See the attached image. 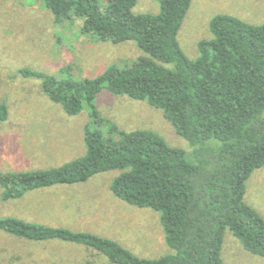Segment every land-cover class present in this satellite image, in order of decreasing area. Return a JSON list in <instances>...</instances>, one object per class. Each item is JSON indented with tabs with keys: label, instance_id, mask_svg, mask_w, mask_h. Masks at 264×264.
<instances>
[{
	"label": "trees",
	"instance_id": "16d2710c",
	"mask_svg": "<svg viewBox=\"0 0 264 264\" xmlns=\"http://www.w3.org/2000/svg\"><path fill=\"white\" fill-rule=\"evenodd\" d=\"M42 1L57 22L77 18L96 39L131 40L147 56L111 64L92 78L20 69L39 77L68 114L89 107L97 126L85 128L82 156L48 169L0 174L3 198L118 170L112 192L158 211L173 251L143 258L90 231L12 216L0 218V230L35 241L82 244L115 264H225L222 245L231 230L245 249L264 256V217L245 200L246 181L264 166V22L218 14L210 23L212 38L200 41V56L190 59L178 34L192 0H159L158 13H134L137 0ZM104 88L161 109L193 147L190 154L152 130L128 132L112 124L106 134L107 121L95 102ZM6 117L7 106L0 103V118Z\"/></svg>",
	"mask_w": 264,
	"mask_h": 264
},
{
	"label": "rangeland",
	"instance_id": "374dc122",
	"mask_svg": "<svg viewBox=\"0 0 264 264\" xmlns=\"http://www.w3.org/2000/svg\"><path fill=\"white\" fill-rule=\"evenodd\" d=\"M133 11L158 13L160 2L137 0ZM218 14L261 24L264 0H192L178 34L190 59L200 56V41L212 38L210 23ZM145 56L134 41H101L85 33L77 18L57 22L42 0H0V103L7 106L6 119L0 118V174L48 169L82 156L85 128L97 126L89 107L68 114L47 94L39 77L25 76L20 69L92 78L111 64H132ZM95 102L107 121L102 125L106 134L112 124L128 132L152 130L188 154L193 149L163 111L148 101L104 88ZM118 173L106 171L85 182L38 188L13 199L3 198L0 186V218L90 231L143 258L171 253L159 212L129 204L112 192L111 181ZM245 200L264 217V166L246 181ZM221 255L225 264H264V256L245 249L231 230L225 233ZM0 264L115 263L82 244L35 241L0 230Z\"/></svg>",
	"mask_w": 264,
	"mask_h": 264
}]
</instances>
